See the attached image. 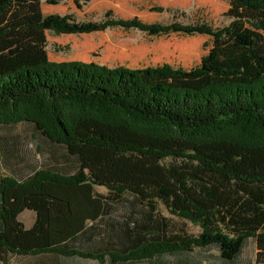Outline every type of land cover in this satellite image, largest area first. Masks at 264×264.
I'll return each mask as SVG.
<instances>
[{"label":"trees","instance_id":"1","mask_svg":"<svg viewBox=\"0 0 264 264\" xmlns=\"http://www.w3.org/2000/svg\"><path fill=\"white\" fill-rule=\"evenodd\" d=\"M41 3L0 0V264L43 254L167 264L166 254L211 246L233 262L249 240L264 264V0H230L233 20L217 30L111 10L78 22ZM117 25L213 41L191 69L49 59L48 30ZM125 194L141 218L113 212ZM159 204L201 231L170 230Z\"/></svg>","mask_w":264,"mask_h":264},{"label":"rangeland","instance_id":"2","mask_svg":"<svg viewBox=\"0 0 264 264\" xmlns=\"http://www.w3.org/2000/svg\"><path fill=\"white\" fill-rule=\"evenodd\" d=\"M44 15H74L78 22H101L111 18H137L146 24L183 26L205 25L213 30L228 26L233 18L227 14L230 0H41ZM49 59L55 62L79 60L96 62L110 67L125 66L141 68L170 64L178 68L191 69L201 63L208 54L213 36L207 33L189 34L171 31L151 34L135 27L111 26L103 31L91 33L46 32ZM24 126H19L22 130ZM26 132H22L25 135ZM106 192V188L97 187ZM113 212L127 216L135 213L139 218L146 212L142 204L133 200L129 194L123 195L112 204ZM158 208L170 218V230L196 235L201 231L199 225L174 215L162 204ZM22 220L27 224L32 215L26 211ZM256 244L249 240L242 253L233 261L220 258L215 246L196 247L180 254H166L162 257L167 264H257ZM155 260H145L134 264H154ZM10 264H105L96 259L83 257L67 258L54 254L38 256L13 255Z\"/></svg>","mask_w":264,"mask_h":264},{"label":"crops","instance_id":"3","mask_svg":"<svg viewBox=\"0 0 264 264\" xmlns=\"http://www.w3.org/2000/svg\"><path fill=\"white\" fill-rule=\"evenodd\" d=\"M26 211H28V212H30V214L32 215V221L28 224H26L23 220H22V215L20 216V219L24 222V224L26 225V226H28V227H30L32 224H33V222H34V219H35V214H34V212H32V211H30V210H26ZM26 211H24V212H26ZM23 212V213H24ZM22 213V214H23Z\"/></svg>","mask_w":264,"mask_h":264}]
</instances>
